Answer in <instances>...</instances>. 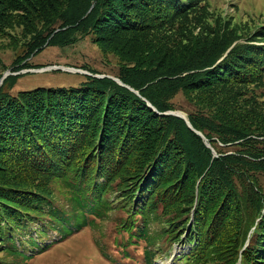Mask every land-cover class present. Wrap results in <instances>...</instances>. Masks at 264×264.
I'll list each match as a JSON object with an SVG mask.
<instances>
[{
  "label": "trees",
  "instance_id": "1",
  "mask_svg": "<svg viewBox=\"0 0 264 264\" xmlns=\"http://www.w3.org/2000/svg\"><path fill=\"white\" fill-rule=\"evenodd\" d=\"M208 5L0 0V43L21 27L23 59L92 35L120 56L118 78L139 91L92 70L77 87L16 94L21 73L3 80L0 264H10L2 253L23 252L15 240L31 235L29 224L56 212L57 181L83 213L122 211L120 229L148 239L147 264L162 241L183 240L186 264H264V26L232 36ZM216 38L227 41L216 47ZM22 61L16 69L34 67ZM179 92L200 108L188 119L210 147L184 118L163 114L177 110Z\"/></svg>",
  "mask_w": 264,
  "mask_h": 264
},
{
  "label": "rangeland",
  "instance_id": "2",
  "mask_svg": "<svg viewBox=\"0 0 264 264\" xmlns=\"http://www.w3.org/2000/svg\"><path fill=\"white\" fill-rule=\"evenodd\" d=\"M208 4L209 16L218 17L222 24L226 22L232 36L264 26V0H208ZM14 37L21 41H18L17 46L14 43L11 47L9 42L12 40L13 43ZM24 37L27 34H22V28L18 27L0 43V80L5 73L17 75L21 72L16 76L17 82L11 94L40 86L77 87L87 79V75L86 72L72 68L92 70L114 77L119 75L120 56L104 51L92 35H85L68 46H47L26 59L22 58L26 48L19 46ZM224 41L225 38H216L215 46L218 47ZM242 41L243 39H238L231 47ZM21 61H29L34 67L16 69ZM57 66L73 71L54 68ZM40 68L45 70L33 71ZM173 103L177 110L186 115L200 110L183 92L176 95ZM261 175L264 188V174ZM54 196L57 210L54 214L42 215L37 236L33 232L32 224H29L32 231L28 233L31 235L21 239V245L15 240L14 248L25 252V255L21 252L14 257L2 253L10 264H146L144 251L149 242L136 237V233L131 236L126 229H120V221L126 217L122 211L115 210L105 218L85 215L75 200L68 198L67 188L59 181L55 183ZM153 226L157 227V224ZM188 247L191 245L184 240L179 243L172 242V246L163 243L164 250H157L155 264H186L178 256L189 250Z\"/></svg>",
  "mask_w": 264,
  "mask_h": 264
},
{
  "label": "water",
  "instance_id": "3",
  "mask_svg": "<svg viewBox=\"0 0 264 264\" xmlns=\"http://www.w3.org/2000/svg\"><path fill=\"white\" fill-rule=\"evenodd\" d=\"M51 68H53V67H51ZM54 68H61V69H64V70H71V69H69V68H65V67H60V66H57V67H54ZM46 69H48V68H46ZM73 70H76V71H82V72H86V71H84V70H79V69H76V68H72ZM41 70H45V68H41V69H36V70H33V71H41ZM72 71V70H71ZM86 73H90V72H86ZM10 73H5L4 75H3V77H2V79L0 80V85L2 84V82H3V80H4V78L7 76V75H9ZM98 77H111V78H113L114 80H116L117 82H119L120 84H122V85H126V84H124L118 77H114V76H110V75H97ZM127 87H129L131 90H133L134 92H136L137 94H139V91L138 90H135V89H133V88H131L130 86H128V85H126ZM150 104V106H152L151 105V103H149ZM154 108V107H153ZM155 109V108H154ZM156 110V109H155ZM178 111H180V110H175V111H168V112H164L163 114H174V115H177V116H179V117H182V118H184L185 120H186V122L188 123V125L190 126V127H192V124H191V122L189 121V119H188V117H187V115L185 114V113H183V114H181V113H179ZM182 112V111H181ZM193 128V127H192ZM194 129V128H193ZM195 130V129H194ZM198 134H200L202 137H203V139L205 140V142L207 143V145L208 146H210V143L208 142V140L206 139V137L200 132V131H198V130H195Z\"/></svg>",
  "mask_w": 264,
  "mask_h": 264
},
{
  "label": "bare ground",
  "instance_id": "4",
  "mask_svg": "<svg viewBox=\"0 0 264 264\" xmlns=\"http://www.w3.org/2000/svg\"><path fill=\"white\" fill-rule=\"evenodd\" d=\"M179 113H181V114H183V112H181V111H178Z\"/></svg>",
  "mask_w": 264,
  "mask_h": 264
}]
</instances>
